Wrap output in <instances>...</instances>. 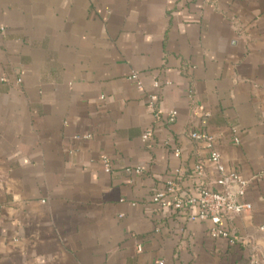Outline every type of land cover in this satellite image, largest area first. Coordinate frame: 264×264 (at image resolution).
<instances>
[{"label": "crops", "instance_id": "crops-1", "mask_svg": "<svg viewBox=\"0 0 264 264\" xmlns=\"http://www.w3.org/2000/svg\"><path fill=\"white\" fill-rule=\"evenodd\" d=\"M212 151L250 182L235 244L153 202L215 189ZM261 228L264 0H0V264H264Z\"/></svg>", "mask_w": 264, "mask_h": 264}, {"label": "built area", "instance_id": "built-area-1", "mask_svg": "<svg viewBox=\"0 0 264 264\" xmlns=\"http://www.w3.org/2000/svg\"><path fill=\"white\" fill-rule=\"evenodd\" d=\"M129 80L136 85L137 89H143V84L137 73L131 74ZM154 87L158 89L160 87L159 82L155 81ZM158 101L159 99L156 95L149 96L148 107L151 112L157 113ZM176 117V111L170 112L167 122L173 123ZM152 135L153 131L148 129L143 134V140L145 142L149 141ZM189 136L192 140L203 141L208 146H211L213 142V138L206 134L192 132ZM235 142H238V140L236 139ZM174 155L175 157H179L180 151L176 149ZM208 162L215 165L219 173V177L214 183L215 189L201 186L197 193L189 192L183 194L179 186L180 171H176L171 180L166 183L164 189L153 195V202L162 204L163 206L169 204L175 211L196 209L197 213L192 215L191 218L201 222H210L212 225L210 230L211 238L226 240L230 244H235L238 240L232 237L225 224V220L252 210V206L244 201L250 182L241 178L238 173H226L221 162V156L217 151L211 152ZM104 164L106 171L109 172V162L106 159H104ZM194 175L202 179L203 170L201 165L194 167ZM167 198H170L168 204L165 202ZM261 231L264 233V228H261ZM159 264L164 263L160 262Z\"/></svg>", "mask_w": 264, "mask_h": 264}]
</instances>
